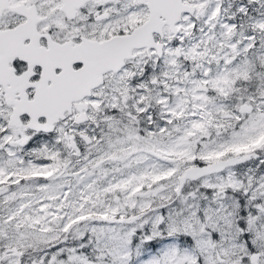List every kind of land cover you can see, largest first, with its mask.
I'll return each instance as SVG.
<instances>
[{"label": "snow or ice", "instance_id": "snow-or-ice-1", "mask_svg": "<svg viewBox=\"0 0 264 264\" xmlns=\"http://www.w3.org/2000/svg\"><path fill=\"white\" fill-rule=\"evenodd\" d=\"M0 264H264V0H0Z\"/></svg>", "mask_w": 264, "mask_h": 264}]
</instances>
